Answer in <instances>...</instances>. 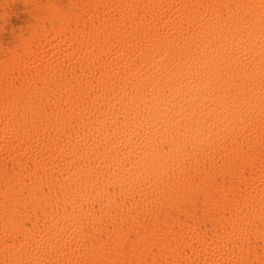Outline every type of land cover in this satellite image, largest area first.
Returning <instances> with one entry per match:
<instances>
[{"label": "bare ground", "instance_id": "6f19581e", "mask_svg": "<svg viewBox=\"0 0 264 264\" xmlns=\"http://www.w3.org/2000/svg\"><path fill=\"white\" fill-rule=\"evenodd\" d=\"M0 16V264H264V0Z\"/></svg>", "mask_w": 264, "mask_h": 264}, {"label": "rangeland", "instance_id": "374dc122", "mask_svg": "<svg viewBox=\"0 0 264 264\" xmlns=\"http://www.w3.org/2000/svg\"><path fill=\"white\" fill-rule=\"evenodd\" d=\"M3 15H4V13H3ZM1 18H2V17L0 16V19H1ZM11 18H12L11 21H14L15 23H16V21H18V19H17L16 17H14V16H12ZM2 28H3V29H2ZM5 28H6V27H4L3 25H1V27H0V33H1V35H3V36H5V35L7 36V35L10 34V30L7 29V28L5 29ZM4 30H5V31H4ZM256 242H257V243H260V241H257V240H256ZM258 245H259V244H258ZM252 246H254V245H252ZM263 246H264V244L261 245V247L264 249ZM252 249H253V247H252ZM256 250H258V251H256V252H257L256 254L258 255V257H257L256 254H254V252H252L251 254H249V255H250L249 258H251V259L249 260V262H253V263L255 262L256 264H262V262H261L262 255L259 257V253H260V251H259V249H256ZM253 256H255V257L253 258ZM256 257H257V258H256ZM263 257H264V255H263ZM258 258H259V259L261 258V259L259 260ZM255 259H258L257 262H256ZM259 261H260V262H259Z\"/></svg>", "mask_w": 264, "mask_h": 264}]
</instances>
